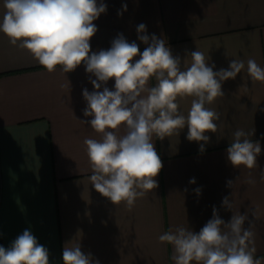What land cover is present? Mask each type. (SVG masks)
Listing matches in <instances>:
<instances>
[{"label":"crops","instance_id":"1","mask_svg":"<svg viewBox=\"0 0 264 264\" xmlns=\"http://www.w3.org/2000/svg\"><path fill=\"white\" fill-rule=\"evenodd\" d=\"M100 0H98V3ZM106 13L93 23L98 31L92 51L107 50L123 34L142 52L137 26L165 39L173 55L200 50L214 70L228 68L231 59L249 58L264 67V0H103ZM127 11L122 16V5ZM4 12L0 0V17ZM139 59V56L135 57ZM190 57L186 63L190 64ZM85 66L48 73L27 50L9 43L0 33V245L30 229L50 251V264H63L67 242H80L100 264H174L172 246L158 236L178 226L200 229L215 207L229 221L232 212H247L254 222L256 256L264 257V83L251 81L246 69L223 83L224 97L209 107L220 113L218 131L207 133L205 151L187 140L188 129L159 140L154 147L163 162L158 188L137 199L131 211L113 205L90 184L91 169L84 140L99 139L84 117L82 92L93 91ZM93 79L95 77H92ZM155 78L149 86H155ZM114 88V80L107 84ZM191 97L179 98L187 115ZM237 129H254L259 141L258 167H233L227 160ZM255 179L250 185L245 181ZM239 177L238 180L236 178ZM195 178L196 183L190 184ZM236 182L231 188L226 182ZM200 188L198 196L195 189ZM187 189V191H185ZM231 197L232 211L222 207ZM256 212V217L252 212ZM249 226L248 221L244 225Z\"/></svg>","mask_w":264,"mask_h":264},{"label":"clouds","instance_id":"2","mask_svg":"<svg viewBox=\"0 0 264 264\" xmlns=\"http://www.w3.org/2000/svg\"><path fill=\"white\" fill-rule=\"evenodd\" d=\"M3 9L0 33L11 45L27 50L48 73L59 66L66 74L83 64L90 74L94 90L82 92L87 105L83 115L90 119L79 121L100 138L84 140L89 181L101 196L115 206L123 203L129 211L137 199L158 188L156 177L163 162L154 147V136L162 141L187 127V140L197 142L202 153L210 142L207 133L219 128L220 113L209 105L225 96L223 83L235 80L245 69L251 81L264 83V67L255 59L249 58L246 64L243 59H231L228 68L214 70L215 63L200 50L186 52L183 59L173 55L165 39L148 35L143 23L136 29L138 40L146 45L142 52L123 34H118L109 49L92 51L90 40L98 31L93 22L107 10L103 0H3ZM124 11L126 4L118 15ZM188 57L190 64L186 63ZM152 78L155 86H149ZM110 80H114L112 90L107 87ZM178 97L192 98L187 115L180 110ZM254 131L237 129L233 133L226 149L233 167H258L261 145L251 139ZM260 178L264 179V171ZM236 180H228L227 187L232 189ZM245 182L256 183L251 174ZM189 183L195 184V178ZM194 191L201 194L200 188ZM222 207L232 211L231 197L223 198ZM232 213L225 222L213 207L212 218L199 232L178 226L159 235L158 241L172 246L174 264H264V257L255 255L254 222L247 212ZM251 214L256 217L255 211ZM62 261L100 264L91 252L81 250L79 241L65 244ZM0 264H50V251L26 229L9 247L0 245Z\"/></svg>","mask_w":264,"mask_h":264}]
</instances>
